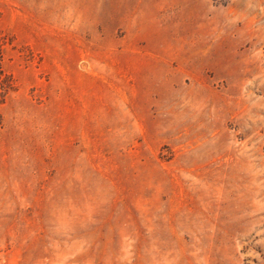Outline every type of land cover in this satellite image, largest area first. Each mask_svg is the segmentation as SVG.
<instances>
[{
	"label": "rangeland",
	"instance_id": "rangeland-1",
	"mask_svg": "<svg viewBox=\"0 0 264 264\" xmlns=\"http://www.w3.org/2000/svg\"><path fill=\"white\" fill-rule=\"evenodd\" d=\"M0 264H264V0H0Z\"/></svg>",
	"mask_w": 264,
	"mask_h": 264
},
{
	"label": "trees",
	"instance_id": "trees-1",
	"mask_svg": "<svg viewBox=\"0 0 264 264\" xmlns=\"http://www.w3.org/2000/svg\"><path fill=\"white\" fill-rule=\"evenodd\" d=\"M6 44L8 43H5L2 38H0V102H3L6 95L10 91H12L10 78L5 74L2 69Z\"/></svg>",
	"mask_w": 264,
	"mask_h": 264
}]
</instances>
